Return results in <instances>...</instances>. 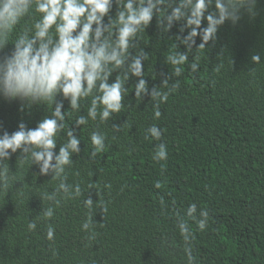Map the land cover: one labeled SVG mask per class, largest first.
Here are the masks:
<instances>
[{"label": "trees", "instance_id": "16d2710c", "mask_svg": "<svg viewBox=\"0 0 264 264\" xmlns=\"http://www.w3.org/2000/svg\"><path fill=\"white\" fill-rule=\"evenodd\" d=\"M256 11L235 26L226 22L215 43L189 54L199 70L185 66L180 77L169 80L178 79L180 86L160 105L158 120L149 97L135 99L130 93L125 103L131 107L100 125L108 138L95 159L88 158L89 133L97 122L82 126L81 153L73 156L67 182L79 183L83 195L63 199L50 221L38 217L51 205L42 197L58 181L13 155L8 162L13 183L0 190V264H187L176 213L184 216L191 202L208 209L210 217L203 232L189 220L196 264H264V61L251 60L255 54L264 58V0H258ZM176 32L174 27L167 37L158 34L154 18L142 34L150 89L171 75L164 57ZM67 107L65 101L62 111ZM19 108V101L0 99V122L10 132L21 120L35 127L45 111ZM81 111L86 114V104ZM112 123L123 124L121 131ZM154 123L163 129L167 161L152 159L162 141L144 138ZM158 180L160 189L154 187ZM88 196L94 202L90 209L83 203ZM89 216L95 239H89L92 230L81 227ZM31 219L37 229L30 232ZM49 224L55 227L52 241L46 238Z\"/></svg>", "mask_w": 264, "mask_h": 264}, {"label": "clouds", "instance_id": "9594fccd", "mask_svg": "<svg viewBox=\"0 0 264 264\" xmlns=\"http://www.w3.org/2000/svg\"><path fill=\"white\" fill-rule=\"evenodd\" d=\"M257 3L258 0H0V99L19 101L20 111H30L34 106L45 108L35 127L21 120L10 132L0 122V190H7L13 183L8 162L19 153L17 160L37 166L40 175L50 174L52 180L58 181L55 189L42 197L51 205L43 208L38 218L50 221L63 199L83 195L79 183L67 182L73 156L81 153L82 126L97 122L89 133L88 158L95 159L104 152L108 138L100 125L131 107L125 103L130 93L135 99L149 97L153 119L158 120L162 115L160 105L180 86L178 79L171 84L169 80L180 77L185 66L192 73L199 70L195 59L189 63V54L207 48L209 42L215 43L226 22L235 26L245 13L254 18ZM154 18L158 34L167 37L174 27L177 32L174 38L169 37L171 50L164 57V63L172 66L171 75L150 89L144 70L150 57L141 42ZM9 45L10 51L5 52ZM180 45L184 51L179 50ZM251 60L259 64L264 58L255 54ZM132 79L135 83L129 86ZM165 88L167 91L161 90ZM65 101L68 107L62 111ZM82 104H86V114H82ZM122 125L112 123L111 127L121 131ZM163 134V129L154 123L145 130L144 138L162 141ZM61 135L65 137L63 142ZM168 156L162 141L152 159L167 161ZM154 187L160 189L161 181H156ZM83 203L89 209L94 204L91 196ZM160 204L165 206L163 197ZM102 210L106 212V206ZM176 218L187 264H196L192 244L196 237L189 220L203 232L208 226L209 211L198 210L197 203L191 202L184 216L177 212ZM92 225L89 216L81 226L85 232L92 230L89 239L96 235ZM27 229L35 231L37 220H29ZM54 237L55 227L49 224L46 238L52 241Z\"/></svg>", "mask_w": 264, "mask_h": 264}]
</instances>
